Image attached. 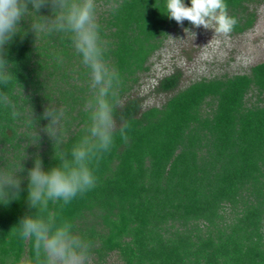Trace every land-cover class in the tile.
Masks as SVG:
<instances>
[{
    "label": "trees",
    "instance_id": "1",
    "mask_svg": "<svg viewBox=\"0 0 264 264\" xmlns=\"http://www.w3.org/2000/svg\"><path fill=\"white\" fill-rule=\"evenodd\" d=\"M184 3L191 7V0ZM225 3L237 20L231 33L238 35L254 27L252 6L264 0ZM97 4L106 59L121 78L115 116L118 126L121 117L130 124L128 140L116 134L96 168V187L63 215L93 242L97 264L114 255L122 264H264V62L249 74L202 79L184 89L177 71L156 89L171 94L168 100L145 109L132 92L178 24L168 16L167 0ZM51 12L45 6L37 14ZM30 24L22 20L21 33L5 45L20 86L0 90L13 93L24 115L13 121L10 110L0 108V167L12 166L23 152L25 158L19 198L0 203V264H27L33 256L32 242L16 233L18 222L35 212L27 203V172L35 159L45 171L56 166L55 153L70 152L89 125L88 69L67 36L36 41ZM48 106L66 110L63 144L54 145L43 131ZM31 109L34 128L26 123Z\"/></svg>",
    "mask_w": 264,
    "mask_h": 264
},
{
    "label": "clouds",
    "instance_id": "2",
    "mask_svg": "<svg viewBox=\"0 0 264 264\" xmlns=\"http://www.w3.org/2000/svg\"><path fill=\"white\" fill-rule=\"evenodd\" d=\"M45 6L51 7V15H38ZM97 8V0H0V85L8 88L15 82L20 86L11 71L13 65L6 59L5 45L21 33L20 22L27 18L31 20L30 30L36 41L54 35L67 36L89 75V95L84 103L89 117L86 133L70 152L61 149L55 153L59 161L56 166L45 171L37 157L27 172V203L35 212L18 222L16 233L21 240L33 244V256L27 264H92L93 242L76 231L74 222L63 215V210L78 196L96 187V168L114 146L116 134L125 142L128 140L130 124L121 117L118 126L115 116L121 103V78L106 59L107 42L100 34ZM111 8L113 12L118 10L117 5ZM227 9L225 0H191V7L184 0H167L168 16L177 24L188 20L196 27L225 35L237 24ZM57 59L63 62L62 56L57 55ZM12 96V92L0 90V108L10 110L11 119L17 121L24 113ZM43 118L48 120L43 131L54 145L63 144L66 110L48 106ZM26 123L34 128L32 109ZM24 158L23 152V158L12 166L0 167V203L4 205L19 198L22 178L18 174L24 171L21 163Z\"/></svg>",
    "mask_w": 264,
    "mask_h": 264
},
{
    "label": "rangeland",
    "instance_id": "3",
    "mask_svg": "<svg viewBox=\"0 0 264 264\" xmlns=\"http://www.w3.org/2000/svg\"><path fill=\"white\" fill-rule=\"evenodd\" d=\"M252 8L256 22L243 34H219L214 29L187 24L186 20L178 24L150 60L151 70L141 76L132 95L144 100L145 109L161 107L171 94L156 89L160 80L177 71L182 73L180 89L202 79L249 74L252 67L264 62V3ZM92 264L97 262L92 260ZM106 264L122 263L114 255Z\"/></svg>",
    "mask_w": 264,
    "mask_h": 264
}]
</instances>
